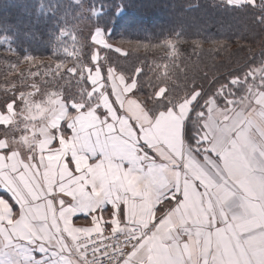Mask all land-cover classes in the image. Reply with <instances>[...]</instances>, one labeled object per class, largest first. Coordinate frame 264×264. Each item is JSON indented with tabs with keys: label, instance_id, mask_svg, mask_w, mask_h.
<instances>
[{
	"label": "crops",
	"instance_id": "crops-1",
	"mask_svg": "<svg viewBox=\"0 0 264 264\" xmlns=\"http://www.w3.org/2000/svg\"><path fill=\"white\" fill-rule=\"evenodd\" d=\"M132 98L136 114L0 111V264H86L82 237L132 226L146 235L120 264H264V90L216 120L205 160L192 107L153 117Z\"/></svg>",
	"mask_w": 264,
	"mask_h": 264
},
{
	"label": "trees",
	"instance_id": "trees-1",
	"mask_svg": "<svg viewBox=\"0 0 264 264\" xmlns=\"http://www.w3.org/2000/svg\"><path fill=\"white\" fill-rule=\"evenodd\" d=\"M97 66L103 84L109 69L134 83L153 117L197 96L185 140L201 159L216 156L203 139L210 104L236 107L264 78V69L255 75L264 68V0H0V111L13 104L20 113L27 97L48 95L62 96L69 118L103 108L91 100Z\"/></svg>",
	"mask_w": 264,
	"mask_h": 264
},
{
	"label": "rangeland",
	"instance_id": "rangeland-1",
	"mask_svg": "<svg viewBox=\"0 0 264 264\" xmlns=\"http://www.w3.org/2000/svg\"><path fill=\"white\" fill-rule=\"evenodd\" d=\"M221 1L229 3V4H234V5H241V4L250 2V0H221ZM87 31L93 32L94 41L96 42V44L99 48H106V47L110 48L109 44L107 43V41L105 39V34L101 30L94 29L93 27H90ZM262 69H264V68L260 67V68L256 69L255 75H259L260 73H262ZM89 77L92 81V84L94 85L95 92H97L95 97H93L91 99L92 105L99 103L100 105H102V107L104 109L110 108L109 110H111V109L114 110V108L118 109V107L124 108L125 106H127L130 109V114H131V112H135V114H136L134 104L130 103V102H134L133 101L134 99L132 98L133 97L132 92L134 91L135 86H136L134 83H130V82L128 83L122 75L116 73L115 70H113V69H109L107 81L103 84V77H102V74L100 72V68L98 66L94 70L90 71ZM259 77H256L257 78L256 79L257 84H256V87H254L255 88L254 92H257L258 90L263 91V89H264V78L261 79ZM130 96H132V97L130 98ZM61 101H64V100H63L62 96H60V95H48V97H46V99L42 100V101L36 99L35 97H27L25 99V101L23 102V104H24V108H27V109L30 108V109L35 110V109H39L41 106H43L42 107L43 110L48 109L47 112H49V110L51 112L53 108L55 109L58 107V105L62 104ZM187 101L188 102L181 105L180 107L178 106L179 111L181 108H184V109H185V107L191 108L193 105L192 102L195 101V97L192 99H189ZM213 105H214V103H213ZM78 107L79 106H76V108H78ZM211 108L212 107L210 104L208 111L211 110V116L208 114L209 116L207 117L208 119L205 122V131L203 133V139L205 140V142H208V140H209V142L206 144L207 145L206 148L208 147L207 148L208 150L210 148H212V146L209 147V145L212 142L210 138L214 139V136L211 135L210 133L212 132L214 135H216V132L220 131L221 126L223 129H225L228 125V124L223 125V124H220L218 122L216 123V120L218 119L220 122L223 123V122H225V120H229L231 118V116L228 117L229 113H227V111L228 112L230 111L231 106L230 107H229V105L223 106V107H220L221 109H218V108H212L211 109ZM68 110H69V107H68ZM178 113H176V114H178ZM114 117H116V115ZM171 117H175V120L173 121L174 123H180V121H179L180 118L176 117L175 111H173V113L171 112ZM136 118H137V115H136ZM141 118L143 119V116H141ZM167 120H168V116H166L164 120L162 117L160 118L161 123H162V121L166 122ZM230 142H231L230 146H232L231 138H230ZM230 149H231V147H230ZM210 161L213 163H216L217 165L219 164V159H216L215 157L213 159H210ZM230 169H231V164H230Z\"/></svg>",
	"mask_w": 264,
	"mask_h": 264
},
{
	"label": "built area",
	"instance_id": "built-area-1",
	"mask_svg": "<svg viewBox=\"0 0 264 264\" xmlns=\"http://www.w3.org/2000/svg\"><path fill=\"white\" fill-rule=\"evenodd\" d=\"M145 235L139 226L111 233H91L80 239L77 254L86 264H120L129 258Z\"/></svg>",
	"mask_w": 264,
	"mask_h": 264
}]
</instances>
